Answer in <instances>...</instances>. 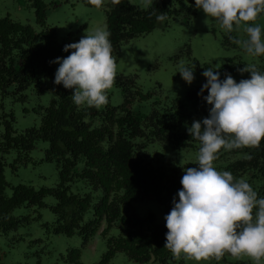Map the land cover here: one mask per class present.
I'll return each mask as SVG.
<instances>
[{"label": "trees", "instance_id": "trees-1", "mask_svg": "<svg viewBox=\"0 0 264 264\" xmlns=\"http://www.w3.org/2000/svg\"><path fill=\"white\" fill-rule=\"evenodd\" d=\"M30 1L44 29L46 0ZM84 2L97 8L88 0ZM108 2L107 29L111 32L114 56L123 43L162 26L163 21L157 20L154 11L167 13L165 20L183 13L179 5L185 6L189 18L199 12L195 0H153L147 9L133 6L130 0ZM67 44L70 43H60L51 29L37 32L11 17L0 19V93L8 95L14 88L15 95L24 97L27 91L36 88L41 95L50 91L55 94L52 104L44 109L40 126L18 132L7 123L0 141V237L41 218V215L33 218L31 214L17 216V209L36 213L48 206V197H53L54 234L68 237L78 234L87 245L99 232L106 236L120 224V234L108 240V251L99 264H108L118 253H125L140 264H185L182 257L176 260L165 248L169 231L166 225L159 224L153 215L143 218L131 211L123 215L122 207L146 200L157 201L168 213L174 207L173 199H179L178 193L183 188L185 167L156 159L157 154L150 149L200 148V142L191 137L188 128L197 116L204 119L210 114L211 106L200 95L203 85L192 89L186 102L157 103L150 114L144 115L136 113L134 105L146 96L132 77L121 76L114 84L123 89L121 106L110 101L99 109L78 106L71 97L73 90L55 84L52 61L71 54L64 51ZM259 70L264 71V66ZM225 78L226 75L221 79ZM208 94L204 92L205 96ZM40 142L49 144L46 160L60 167L61 182L38 190L27 185L10 186L5 177L7 156L11 152L16 154L14 169L27 165ZM225 155L238 157L225 166L226 171L258 183L259 196L264 197V142L259 147L235 149ZM82 161L84 167L79 172L77 168ZM78 180L101 193L96 203L92 193L74 192L73 184ZM91 210L93 218L87 220ZM68 260L70 264H83L76 249L69 251Z\"/></svg>", "mask_w": 264, "mask_h": 264}, {"label": "rangeland", "instance_id": "rangeland-1", "mask_svg": "<svg viewBox=\"0 0 264 264\" xmlns=\"http://www.w3.org/2000/svg\"><path fill=\"white\" fill-rule=\"evenodd\" d=\"M130 2L142 9L150 6L146 5L145 0ZM46 4L47 18L44 29L38 23L30 0H0V19L11 17L23 25L31 26L37 32L51 29L60 43L70 44L80 41L87 31L91 33L98 27L107 28L108 0L99 8L87 6L84 0H46ZM178 7L183 9L179 17L164 20L162 26L151 33L123 43L115 56L116 79L121 76L132 77L146 96L145 100L135 103L136 113L148 115L157 103L164 105L174 101L186 102L192 89L207 83L203 72L209 66L217 69L221 78L231 74L237 82L250 79L251 73L240 71L246 65H255L258 70L264 66V56L252 57L232 42L233 38H246L243 27L239 31L227 33L214 18L207 17L202 10L189 18L185 6ZM256 23L264 27V18L258 19ZM182 65L196 66L192 84H188L179 74ZM58 68L59 64L55 63V74ZM10 90L8 95L0 93V141L7 123H11L18 132L40 126L44 109L55 99L53 91L41 95L33 88L21 97L14 94V88ZM108 95L112 105L121 106L124 103L121 87L114 86ZM196 120L202 121L203 118L197 116L194 121ZM48 149V143L40 142L32 152V160L16 169L13 168L16 154L11 152L7 156L5 167V177L10 186L27 185L38 190L58 185L61 182V169L56 162L46 160ZM150 151L157 154L156 159L167 161L174 167H198L199 149L179 150L167 147ZM236 157L225 155L222 151L220 158L215 161V166L218 170L226 171L225 166ZM83 167L84 161L79 164L78 171ZM243 179L248 181V178ZM249 183L258 192V183ZM73 187L76 193H92L95 203L101 194L95 192L84 180H78ZM8 193L11 194L12 190L9 189ZM46 203L48 206L37 210V214L26 208L15 211L17 216L31 214L33 218H38L39 215L41 218L8 236L0 237V264H70L68 255L72 249L80 251L83 264H99L108 251V240L120 234V224L114 226L106 236L99 232L89 244L84 245L78 234L72 237L54 234L52 224L55 216L51 206L55 204V199L48 197ZM129 211L143 218L153 215L161 225H166L165 216L169 214L164 206L154 200L139 201L132 206L122 207L123 215ZM91 218L93 210L87 215V220ZM105 227L106 222L103 229ZM184 261L185 264H254L247 256L236 258L230 254H226L219 261ZM108 264L140 263L131 260L125 253H118Z\"/></svg>", "mask_w": 264, "mask_h": 264}, {"label": "clouds", "instance_id": "clouds-1", "mask_svg": "<svg viewBox=\"0 0 264 264\" xmlns=\"http://www.w3.org/2000/svg\"><path fill=\"white\" fill-rule=\"evenodd\" d=\"M105 0H88L99 8ZM151 5L153 0H145ZM195 7L214 18L227 33L242 27L246 38H233L252 57L264 56V27L256 21L264 18V0H195ZM158 21L165 12H153ZM111 32L98 27L79 42L67 44V57H58L55 84L74 91L78 106L99 109L109 102V91L117 76V60ZM196 66H184L179 74L188 83L195 80ZM240 71L251 73L250 79L237 82L231 74L221 79L217 69L209 66L200 92L210 105L209 116L196 120L188 128L200 142L198 167L185 168L183 188L174 207L165 216V248L176 260H222L226 254L247 256L254 264H264V197L243 178L230 171L218 170L215 161L223 152L245 147H259L264 142V71L246 65ZM204 92H208L207 96Z\"/></svg>", "mask_w": 264, "mask_h": 264}]
</instances>
